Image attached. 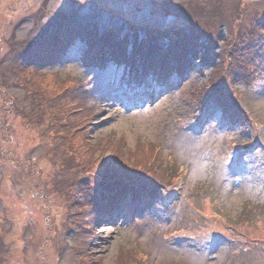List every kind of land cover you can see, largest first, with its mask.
<instances>
[{
  "label": "rangeland",
  "instance_id": "1",
  "mask_svg": "<svg viewBox=\"0 0 264 264\" xmlns=\"http://www.w3.org/2000/svg\"><path fill=\"white\" fill-rule=\"evenodd\" d=\"M262 3L264 0H0V264H78L75 249L90 253L89 245L77 244L75 232L80 220L73 215L89 202L84 196L74 201L80 194L78 182L85 167H79L78 157L65 142L69 132H56L49 123V116L56 125L67 120L74 123L77 115L70 107L64 115L52 116L43 106V97L53 99L48 86L59 91L70 75H78L101 99L103 113L93 127L91 141H106L103 148L112 131L114 137L107 149L115 147L123 154L121 167L132 163L139 145L161 142L168 164L174 165L171 171L175 181L185 177L184 191L176 206L173 203L168 210L155 212L148 208L156 202L148 205L146 201L140 213L123 207L113 215L96 216L98 238L91 245V254L82 255L80 264H89L90 259L100 260L98 264H127L130 249L141 264H264L262 243L253 244L258 248L242 247L234 252L241 244L235 240L244 236L264 238V166L259 162L263 142H255V134L241 136L239 149L244 150L238 160L235 154L237 164L233 166V159L226 162V154L231 153L235 132L207 123L197 133L191 123V96L200 94L214 68L204 70L206 77L191 73L178 88L152 101L148 98L147 103L129 111L111 95L116 89L109 78L114 68L109 72L84 68L80 42L63 57L61 65L45 68L60 77L19 67L26 56L35 55L40 43L83 23L106 24L120 19L134 29L154 26L173 38L191 31L212 36L222 21L225 31L237 36L250 29L258 10H264ZM186 37L178 38L180 46ZM232 51L237 53L234 47ZM236 64L214 66L217 74L212 78L220 84L224 73L240 79ZM2 88L12 94L11 101ZM254 102L261 109L253 108ZM36 104L33 120L37 125L31 121L33 116L28 120ZM249 108L264 125L261 90L249 100ZM43 109L45 114L39 116ZM140 175L150 180L146 174ZM90 182L94 188L100 184L94 175ZM214 209L223 218L211 216ZM227 218L233 220L222 224ZM202 219L207 220V227L200 233ZM216 229L219 233L206 240ZM78 232L82 236V230ZM190 233L196 239L188 237Z\"/></svg>",
  "mask_w": 264,
  "mask_h": 264
},
{
  "label": "trees",
  "instance_id": "2",
  "mask_svg": "<svg viewBox=\"0 0 264 264\" xmlns=\"http://www.w3.org/2000/svg\"><path fill=\"white\" fill-rule=\"evenodd\" d=\"M116 29L111 27V33L108 31L106 34L99 27L96 28L100 37L97 45L103 43L96 51L97 56L105 63L113 61L123 64L125 70L122 75L127 76V83L134 87L149 82L158 88L171 81L181 80L198 60L210 63L215 59L223 58L219 43L207 34L187 35L183 45L179 46L169 44L174 41L170 37L162 36L160 40L155 35L145 40L144 37L134 35L137 34L136 32L122 33L120 29H117L120 32L119 37L113 36ZM248 32L243 31V35H247ZM251 43L250 40L249 45ZM217 48L220 49V53H217Z\"/></svg>",
  "mask_w": 264,
  "mask_h": 264
}]
</instances>
